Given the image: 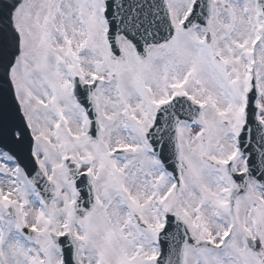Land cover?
<instances>
[{"label": "snow or ice", "instance_id": "obj_1", "mask_svg": "<svg viewBox=\"0 0 264 264\" xmlns=\"http://www.w3.org/2000/svg\"><path fill=\"white\" fill-rule=\"evenodd\" d=\"M0 264H264V0H0Z\"/></svg>", "mask_w": 264, "mask_h": 264}]
</instances>
